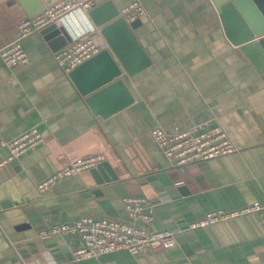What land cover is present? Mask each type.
<instances>
[{
    "label": "crops",
    "instance_id": "1",
    "mask_svg": "<svg viewBox=\"0 0 264 264\" xmlns=\"http://www.w3.org/2000/svg\"><path fill=\"white\" fill-rule=\"evenodd\" d=\"M46 1L0 0V48L14 38L18 21ZM133 1L95 0V7L104 5L99 17L117 9L116 17L136 23L131 39L123 27L112 32L131 69L109 49L119 73L87 93L79 85L109 77V60L80 69L78 83L54 53L68 38L107 42L88 11L67 13L55 34L43 28L26 36V64L8 67L0 57V136L11 139L34 126L43 136L35 149L0 164V264H264L256 213L191 227L212 210L264 204V72L227 36L213 0H138L145 14L128 21L120 10ZM256 53L264 61V48ZM114 81L120 85L89 100ZM212 117L238 150L174 166L151 135L156 126L171 130ZM7 155L0 148V163ZM87 155L104 159L38 188ZM124 195L146 197L153 209L147 228L173 231L177 243L76 260L71 252L83 245L79 236H38L53 223L87 215L130 221ZM12 197L23 202L5 209Z\"/></svg>",
    "mask_w": 264,
    "mask_h": 264
},
{
    "label": "built area",
    "instance_id": "2",
    "mask_svg": "<svg viewBox=\"0 0 264 264\" xmlns=\"http://www.w3.org/2000/svg\"><path fill=\"white\" fill-rule=\"evenodd\" d=\"M94 6L95 0H56L39 12L20 19L14 38L0 48L2 61L8 67L26 64L29 57L22 45V40L26 36L51 24L60 25L62 18L75 9L89 11ZM120 13L128 21H133L145 14V9L138 0H135L123 7ZM107 48L106 41L92 37L80 38L70 41L55 51L54 58L58 66L69 73L85 60ZM151 135L174 166H187L196 161L238 150L215 117L171 130L156 126L151 129ZM42 141L43 136L35 126L11 139H3L0 136V148L8 149L7 157L0 164L35 149ZM103 159V155H87L74 159L41 182L38 188L44 190L63 177L95 167ZM122 200L130 221L87 215L68 222L53 223L49 227L40 229L38 236L41 239H48L55 233L79 236L83 245L71 252L73 259L76 260L101 257L120 250L138 254L147 249H167L177 243L173 231L147 228V224L153 218V209L146 197L124 195ZM248 213L257 214L264 230V204L258 202L237 209L209 211L191 227H202Z\"/></svg>",
    "mask_w": 264,
    "mask_h": 264
},
{
    "label": "water",
    "instance_id": "3",
    "mask_svg": "<svg viewBox=\"0 0 264 264\" xmlns=\"http://www.w3.org/2000/svg\"><path fill=\"white\" fill-rule=\"evenodd\" d=\"M56 0H48L47 4H51ZM215 5L218 7V11L220 16L226 26L227 36L231 39V41L239 46L241 49L249 56V58L254 62L255 66L259 71L264 72V61L261 60L260 56L257 55L256 50H260L264 48V0H213ZM107 5V4H106ZM104 5H99L97 7H92L88 14L90 18L93 20L96 26L99 27V34L102 35L108 42L109 47L91 58L85 60L83 63L79 64L72 71H70V76L74 81H78V71L83 67L87 66L89 63L99 60V59H108L109 64L111 66V71L109 77H105L102 82L97 84L94 87H84L83 83L79 85L82 93H87L106 82H109L119 73L117 68H115L114 64L111 61L112 55L109 52H115L117 57L121 60V63L128 69H131L128 63L126 56L121 53V43L117 42L112 36L113 28L120 26L125 30L123 32L125 38L131 39V28L134 27L135 22L126 23L123 17H116L118 15V10H110V13L105 17H99V9ZM41 5H39V9L41 10ZM37 11V10H36ZM35 12V11H34ZM34 12H30L32 15ZM114 18V19H113ZM46 28V29H45ZM55 29V24L48 25L44 27L45 31H49L50 29ZM58 30L55 29L54 34L57 33ZM96 32V31H95ZM131 37V38H130ZM69 41L71 39L68 38ZM68 41H65L60 45H66ZM111 56V58H110ZM117 84L120 85V81H114L108 86L103 87L99 91H97L94 95H92L89 100H93L95 95L100 96L105 94L111 89H113ZM100 167V165L98 166ZM23 201L19 198L12 197L10 201H4L2 206L7 208H12V205H20ZM12 212H19L18 209L12 210Z\"/></svg>",
    "mask_w": 264,
    "mask_h": 264
}]
</instances>
